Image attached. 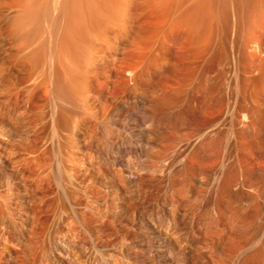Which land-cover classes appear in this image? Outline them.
Returning <instances> with one entry per match:
<instances>
[{
	"label": "rangeland",
	"instance_id": "1",
	"mask_svg": "<svg viewBox=\"0 0 264 264\" xmlns=\"http://www.w3.org/2000/svg\"><path fill=\"white\" fill-rule=\"evenodd\" d=\"M102 1L106 2V0H102ZM102 1H100L101 3H98L99 10L103 9L104 7L106 11L108 9L107 11L108 13L104 10H103L104 12H102V10L100 12L103 14L107 13V17H109L110 14H111L110 17H112L113 15V18H111L110 20L113 19L115 20L110 21L109 19H107L108 23L110 24L111 22L112 25L117 24L118 28L119 27L121 28V32L120 30L118 32L116 25L114 26L113 29H111L108 32V28H111L110 26H108L106 32L105 30L106 27H104L105 25L104 23H106L107 21L105 17L102 18L105 19L104 22L102 23V25L104 24L102 27L105 33L102 32L103 29L101 28L102 29V31L100 32L101 35L105 37V34L107 33L108 35L109 33V36L107 37L112 38L110 39L111 43L113 42L112 40H114V43L110 45V48L107 43L104 44V46H102V50L106 48V45L111 50V47L114 45L113 47L115 49L114 48L113 49L116 52V54L121 50L120 51L121 53H118V55L121 56L122 53L124 52V50L122 49H124L125 46L127 47L128 45L137 44L138 46L136 45V47H142V48H145L144 45H146L147 43L149 44L146 45V47L148 46V48H151L153 45H155L152 47V49L157 47L156 50L157 51L160 50L159 51L160 54L163 55L161 58H158V56L161 55L159 54L157 56L156 54H158L159 52H157L155 49L154 51L145 48L144 51L147 50V52L145 51L147 55H145V59H144V55H142V53H144L143 49L134 48V51L135 50L136 51L139 50V52L143 51L142 53H138L139 59L140 58L142 59V60L140 59L141 61L139 65L141 67L139 66V69L141 70V68L146 66L150 68V69L145 68L148 69L146 71L150 70L152 72L153 70L152 67L155 65L154 61L152 60L151 57H149V59H151V62L153 61V66L150 67L152 63L151 62H150L151 64L147 63L148 62L147 58L148 56H152L154 52H157L155 53L157 59L156 60L154 59L156 58V56L154 55L152 57H154L153 59L155 60L156 63L162 62V64L160 63L156 65L157 66L161 65V67L166 70L171 69L172 76L171 78H165L166 73L164 71H162V73H164L163 75L162 73H159V71L158 72L156 71L154 73L153 72L151 73L152 76H154L151 79L152 77L151 74L149 75L147 73L145 74V78L147 79L149 77L151 81L149 79H148L149 81L148 80L145 81L146 79L143 78L145 79L144 82H148V84L141 85L137 93H135L134 91H130L128 89L126 90L120 84L116 86L114 92H108L106 90L107 86L108 85L111 86L113 82L107 79L108 77V75L106 76L107 72L105 71V69L103 70L102 68L103 72L100 73V75H98V79L100 78V81L102 79L103 84L104 81L106 83L108 82L107 83L108 85L104 84L103 86L104 87L106 86L105 88L102 86V93H101L102 96L95 94L94 98H96L97 95L98 97L99 96L100 97L99 98L97 97L94 100V105H95L94 109L95 110L98 109L97 111L100 110L99 114L101 115V117L104 115L102 117L103 119L97 121L95 125V131L92 136L88 135V137H86V135H84L83 132L78 131L76 137H77V141L79 142L78 146H80V148L77 147V145L73 147L74 145L72 146L70 144H67V146H64L65 148H63L62 151L57 143L58 137H56V135L58 136L61 133L60 132L56 133L59 130L56 128L57 123L54 124V120L55 119L57 120V114H59V111L55 110L54 112V108H55L54 107L55 105L53 103L54 98L48 87L49 86L48 82L50 83L49 77L46 78L44 76V79L41 78L43 77V75H45V73L43 74L41 73V71H39V69L43 70V65L41 66V63L45 64L44 69H47L49 67L53 68L51 66H54L52 65L54 64V61L50 60L48 57L47 63L49 64L50 61L51 63L53 62L50 66L47 65V63H44V61L39 62L38 60L40 59L39 57H37V55H35L36 57L34 56L33 59V55H32V52L34 51L33 49L39 47L38 43L42 44L43 38L45 39L44 36L48 35L47 33L48 27L45 26L49 24L50 20L46 18L47 20L45 19L42 21V19L44 18L40 17L42 21L41 22L42 26L41 23L39 24L40 21L37 22L38 25L36 26L40 25V28L41 27L43 29L44 27L47 28L46 31L47 34L45 35L44 33L45 31L43 32L42 31L43 29L41 28L40 31L44 33V35L41 33L43 35L42 36L39 33L40 31H38L37 29H35V31L37 30V32L33 31L34 30L33 28L36 27H32L31 28L32 31L37 33L36 34L37 37L34 34L35 42L31 43L32 44L31 47L30 45H28L30 48L24 45H23L24 47L21 48L22 43L20 44L21 42L20 38L21 40H23V37L20 36L19 38L18 35L13 36L14 32L11 30V28L9 30L10 23L14 19V16H16L19 12L18 7L17 5H14L13 3L14 0H0V264H165L164 259H165L166 243L164 242V238H163L164 234L168 232L173 235L174 234L176 235V233L174 232L175 227L178 224H180L182 218L184 219L183 215H185L187 212L189 216L194 215L196 220H198L197 222H199L198 225L203 228L205 226L204 223L210 221V219L207 220L204 219L205 217L203 218V216L207 214L206 211L209 212V210H223V211L231 210L232 212L244 211L246 213L245 216L246 218H244L243 221L241 220L242 223L241 221H238L239 223L237 221H233L232 222L233 224L231 223L232 229H236L238 228V225L243 226L244 224L250 226H255L259 224L263 226L264 224V217L263 218L256 217L258 211L263 210L262 212H264V182L261 183L258 182L255 177H253L250 173H248L246 175V181H245L246 191L243 193L242 196L237 195L234 192V190H230L226 188V190H223V192L220 193L218 197L215 199L210 195L212 193L210 188L217 179V174L219 172V169L223 166V161L225 159V156L223 154L222 155L217 154L216 156L217 164H213L211 165V167H208L209 170L208 169L205 170L203 168L202 170L198 169L196 170L198 171V173L195 172L197 173V175L195 174L196 176L186 179L185 177H183L178 166L182 159L181 156H183L185 153L183 151L184 147L182 146L184 145L185 142L184 137L187 135V133L189 135L187 122L182 120L183 122L181 121V124L184 122L186 124L184 123L181 126V124L177 122L176 125L175 124L176 121L175 122L171 121L174 119L169 117H163L164 120L161 118V121L163 123H160L159 125L157 123L158 121H156L155 124L154 123L152 124V122L148 120V118L152 115L153 111L154 112L157 111V113L158 112L160 113L158 119L160 118V115H163V112L166 113V111L163 110L165 107L163 106L165 105L163 104L164 102H162L161 103L162 105H160L161 101L156 102V99H154V96L152 95L151 91L155 82L165 80L169 83H174V82H176L177 84L183 83V81H186V79L190 76V69L192 68L194 69L198 68V70L201 69L202 71L199 82L200 90L198 91V95L195 103L188 101L187 99L184 101L182 106L183 112L189 116L192 122L196 124H200L204 120L205 113L209 112L213 107L220 108L222 106L224 102V93L222 92L220 85L221 84L220 69L221 67H225V66L228 68L229 67L232 68L234 66V62L232 58L229 56L226 57L224 53L226 50L225 39L227 38V35H229V33L232 34L233 32H235V34H238L237 37H235L236 39L235 49H237L240 53V58H241L240 60L242 63L241 65L243 69L246 71L245 76L248 74L246 77L247 79L246 82L248 81L247 84L249 83L248 86L250 85L249 87L251 88V84H250L252 83L251 81H255L260 78L259 81L255 82L256 84L255 87L252 86L251 91H253V89L255 88L254 89V92L256 93L255 96L253 94L254 92L250 91V93L253 94V98L254 97L257 98V101L264 102L263 101L264 88H262V86H264V81L263 82L261 81L262 72L260 71L263 70L264 68V62H261L264 60V58L262 59V56L264 57V52H263L264 32H262L264 30V27L262 26L264 24L262 22L264 20V16H263L264 5L262 4L261 6L260 4L263 1L257 0L258 4H260L259 7L257 3H255L256 2L255 0L253 1L248 0L250 4L254 2L256 5V7H254L255 6V5L253 6L254 3L252 4L253 9H250V12H252L251 10H253V12L251 13V15L258 16L257 12H256L257 15L256 14L253 15V13H255L258 6L260 10L258 12L262 13L261 17L259 16V18H262L263 16V19H261L262 21L258 17H255L257 18L256 20L254 18L255 26L251 25L253 24L252 21L253 17L249 18L250 16H247L248 14L250 15L248 11L250 4L249 6L247 5L248 6L247 9V6L243 7L240 4L241 2L239 3L240 4L239 7H242L243 13H245V16L243 14L245 18L244 19L245 22L246 23L248 22L246 21L247 18H248L247 20L251 19L249 21V24L252 26L253 29L255 27V32L259 31L260 34L259 37H258L259 35L258 32L257 35L254 36L252 34L253 29L251 30L249 28L251 30L250 33V30H248L247 28L250 25H247L246 23L245 24L247 29L244 28L245 25L240 26L243 28V30H241L242 28H240V30H238L239 28H236V30H233V28L231 29L232 25L230 24L234 18L233 14L236 12V4L235 2L231 1L232 3H234L232 5L229 2L230 0H222V1L214 0L215 2L213 0L212 2L211 0L210 1L209 0H204V1L172 0V2H170L171 0L170 1L167 0L169 1L168 3H170L169 5L166 3L167 1L164 2L163 0V5L166 3V6L165 5L164 6L168 11L164 9L165 7L161 8V6L163 5L161 6L158 5V3L161 4L160 0L158 3H156V0L154 1L158 5L160 10L164 9L163 11L158 10L154 1L151 0L150 2L151 3L153 2L152 4L155 6L152 5L148 6L150 3H148L146 6L147 1L145 0L144 1L141 0L145 2V4L143 2L141 3L140 0H136V1L129 0L127 2L128 5H130V7H127L128 6L126 5L127 2L123 1L125 3L123 4L122 0H118L121 2L120 5V3L118 4L117 3L118 1L116 0L115 2L118 4L116 6L114 0L113 1L108 0L109 5L112 4V2H114V5L116 6V8L115 6L114 8L115 9L118 8V10L116 11L112 10L111 6L113 7V5H110L109 7V5H105V3L102 4ZM173 1L174 2L177 1V2L173 3ZM201 1L203 3L200 4L203 6V8L201 7V5H198L199 4L198 2ZM224 1L226 2L221 3ZM9 2L13 4L10 5ZM186 2H188L189 4ZM139 3L144 4V6L147 8L145 10L146 12L150 10L148 11V14L146 13V16L149 15L148 17L143 15L145 14V11L141 13L142 10L145 9V7H143V5ZM236 3L238 4L237 1ZM190 4L191 6H189ZM195 4L197 6H195ZM244 4L246 5V1ZM15 6L17 7V9L15 8ZM100 6H102V8ZM105 6L109 7L111 10ZM169 6L172 8H170ZM199 6L202 9L199 8ZM228 6L230 8H228ZM231 6L232 7L234 6L233 9H235L234 10L235 12H233ZM122 7L123 10H121ZM193 7H196V9L197 8L198 9L196 10ZM262 7L263 10L261 11L260 8ZM124 8H126L127 10ZM192 9L193 11L196 12L199 11V13L198 12L194 13ZM109 10L113 11L114 13H110ZM54 11L53 13H55V15L57 16L58 14H56V11L55 12ZM121 11L123 12L126 11V12L125 14L124 13L122 14ZM127 11H128V15H127ZM164 11L167 13V16L166 13L164 14ZM218 11L220 12V14ZM149 12L152 16L149 14ZM174 12L177 15H175ZM189 12L192 13L190 14ZM58 13H60V9ZM62 13L63 12H61V14L58 15L59 17L57 16L58 18L55 16L56 17L55 20L57 19L63 20L64 18L66 20L68 18L67 16L68 14H65L64 12L63 14L66 15L64 17ZM86 13L87 16L89 15L88 16L89 18L91 16L90 12L88 13L87 11ZM115 13L117 14V16ZM187 13L190 14L191 18L190 17H188L189 19L186 18L187 16H189ZM227 13L229 14L227 15ZM141 14L143 17L144 16L146 17V18L144 17L146 20L143 19ZM202 14H204L205 16ZM210 14H212V16ZM162 15L163 16L165 15L164 19ZM178 15L180 16L178 17ZM229 15L231 16L232 20L230 19ZM125 16L127 21L124 20ZM136 16H138L139 21ZM193 16L197 18L199 17L200 22L201 20L203 21L206 20L204 22L206 28L204 27L202 31L198 30L199 32L202 33V35L201 33L200 35L198 34L199 36H201V39L199 36L198 37L195 36L197 35L195 34L194 35L195 37L193 38L194 40H192L191 39L193 37L191 35L192 32L190 33V28L192 26H189L190 28L189 27L187 28L185 23H187L188 21L187 20H185V22L183 21L184 19H188L190 21L192 20V18L194 19ZM210 16L211 18H209ZM214 16L216 17L214 18ZM115 17H118L117 19L118 21L116 20ZM121 17H122V21H120ZM130 17H132L133 21L131 20ZM175 17L178 18V20L182 19L180 21L184 23H180V21H177V23H180L179 25L180 27L182 24L183 29H181L179 26H176L177 24L176 23L174 24L176 27H174V25L171 26L175 28V29L173 28L174 30L179 32L175 31V33H171V31H174L172 27L170 26L168 27L172 29L169 31L166 28V26L170 25L171 20L176 22L177 19H175ZM217 17H219L220 19ZM90 18L89 19L86 18V19L90 20ZM141 19L146 21V23H144L143 20L141 21ZM165 19L166 20L168 19L167 22L164 21ZM158 20L160 21L159 24H157ZM218 20L221 21L218 22ZM226 20H227V24H224L223 22H225ZM44 21H46V25L44 23L45 26H43ZM61 21L59 22L57 21V22L60 28H62L61 29L62 31L59 30V32L61 31L63 35L61 33H57L58 29H60V28L57 29V27H59L58 25L57 27L55 26L56 27L55 34L56 36L60 35L62 37H65L66 33L63 32L64 27L67 26L65 30L69 29L68 23L70 20L62 21L66 23L65 25ZM123 21L124 23L125 22L126 23L123 24ZM131 21L133 24H131ZM161 21L162 23L165 22V24L163 23V25H166L164 26L163 30H161L163 28ZM192 21L195 22L196 26L200 25L199 26L200 28L203 27L202 26L203 21L201 23H198V21L196 22V19ZM257 21H258L257 24H259L260 29L263 28V30L261 31L258 30L259 27L256 26ZM113 22H115V24ZM120 22L122 26L119 25ZM91 23L93 22L91 21ZM207 23L212 25H209ZM61 24L64 25V27ZM156 24L158 25V27L159 25H161L160 26L161 29L160 28L158 29ZM190 24L195 26L193 23H191V21ZM88 25H91L92 28L94 27V24H90V21ZM126 25L128 26L127 28L128 35L132 34L133 30L137 32V33L136 32L133 33L135 35L134 37L132 36L133 34L130 36L125 34L126 33L125 28L127 27ZM129 25L130 26L135 25V26L134 27L131 26L130 28ZM207 25H209L210 27ZM225 26L229 30H227ZM145 27L146 30H144ZM199 27L197 29H199ZM141 28H143V30ZM123 29L124 32L122 31ZM149 29L151 31L147 33V30ZM179 29H181L182 31H180ZM112 30H114L113 31L114 34H112ZM158 30L159 32L160 30L161 32H163L157 36L159 39L155 37V34L159 33ZM165 30L167 34L168 32L170 33L169 35L166 36L167 40L166 38H163V40H161L160 36L165 37L166 34ZM194 30L196 31L195 27L192 31ZM10 31H12V33ZM238 31L240 32L238 33ZM115 32L120 33L118 37H117L118 34H116ZM122 33L124 35H122ZM29 34L31 35V33ZM141 34L148 35V37H150L151 40H153L154 38L158 39L156 43L162 41V44H160L161 42L159 43L161 47H159L158 44H157L158 46L155 44L156 40H153L154 43L153 44L150 41V39L147 38L146 35L139 36ZM112 35H115L114 38ZM120 35L127 36L129 39L132 36L131 38L132 44H128L129 41L128 42L125 41L126 37H124V40H122L125 42L120 43L121 41ZM56 36H53V39ZM190 36H192L190 38L191 40L189 39ZM204 36L205 38H203ZM48 37L51 38L52 36H48ZM48 37L46 38L47 42L46 40H44L47 44H49L47 45V48L48 46L50 47L52 46L53 47L52 49H55V47L53 46L54 44H52L54 43V41L51 42V40L53 39L50 40V38ZM143 37L147 38L150 43L148 42V40L145 41L146 39L144 40ZM254 37H256V39ZM37 38L40 39L37 40ZM58 38L59 37H57V39ZM142 38L143 40L141 41L140 39ZM195 38H198L196 39L197 42L195 41ZM136 39L140 42H138ZM164 39L165 41L168 42V44H166ZM36 40L39 42H36ZM49 40L51 43H48ZM60 40L61 37L57 40L59 42H55V44L60 46L61 44ZM103 40L104 39L101 40L102 41L101 43L103 42L105 43V40L104 41ZM133 40H135L136 42H133ZM258 40L260 46L257 45L259 43L256 44V41L258 42ZM62 41L63 40H61V42ZM143 41L146 43H144ZM163 41L165 42V44H163L164 43ZM190 41H192L193 43L196 42L195 43V45L197 44L196 47ZM206 41H208V43ZM250 41L253 43H251ZM141 42H143L144 45L141 44V46H139ZM125 43H127L128 45ZM115 44H117L119 48L122 46V48L118 50ZM163 45H166L167 47L169 46L168 48L170 49L168 50L167 47L163 48L165 47ZM193 46L195 47V49L197 48L196 51L194 50ZM256 47L260 48L261 50L256 49ZM109 49L106 48V51L104 52L100 51V53L102 52L100 55L101 56L103 55L101 57L102 61H100L101 63L100 62L96 63L98 61L94 62L96 66H99L100 64L101 67L105 68L107 65H111L112 62L108 63V61L110 60L112 61V59L109 60L108 58H111L110 56L111 53L115 54V52L112 49L111 53L109 54L110 52V51L108 52ZM164 49H166L167 51ZM164 51H166L167 54L170 55L165 54ZM106 53H108L107 54L109 55L108 57L104 56L106 55ZM113 54L112 56H114ZM140 54L141 56H143V58L140 56ZM192 54L194 55L193 56L194 58L192 57ZM250 55H252V58L256 56L255 57L256 59L253 58V60L256 61H253ZM163 57L167 58V61H171V62H167L166 59H164ZM29 58L37 62H32ZM36 58L38 59L36 60ZM103 59L105 60L107 59L106 60L107 62L105 61L103 62ZM158 59L160 60L162 59V60L160 61ZM143 60L145 64L147 63V65L144 64L142 67V64L144 62L143 63L141 62ZM38 62L40 63V65ZM163 62L165 63L166 66L165 65L162 66L164 64ZM254 62H256L254 64L255 65L254 68L257 67L256 69H254L255 72L253 71V67H252ZM37 63L39 66L36 65ZM102 63H105L104 64L105 66L102 65ZM148 64L150 66H148ZM34 65H36V67L39 69L37 70L36 68L35 70ZM50 68L48 69L47 72L51 70ZM55 68L56 66L54 67V69ZM145 69L143 71H145ZM257 70L260 71L259 75ZM36 71L40 72L41 76L40 73L38 74ZM147 75L148 77H146ZM42 79L45 81V83L42 82ZM248 91L249 90L247 89V94L249 93ZM250 93L248 94L247 97L252 96ZM144 97H147V100L143 99ZM256 98L254 99L256 100ZM76 99L73 100H75V102L77 103L79 98L77 100ZM138 99L142 100V102H139ZM250 99L251 101L254 100L252 99V97H250L248 98V101ZM78 104H80L79 101L77 105ZM124 105H126V108L123 111L122 107H124ZM103 110L105 111V113ZM52 112L56 113V116H54L55 114ZM107 112L110 116L107 114ZM135 116L146 118L147 120L146 123L148 122L147 132L151 131L145 135L140 134L136 142L139 145H141V147L147 149L149 153H155V152L160 153L161 151L162 153L166 152L168 154L167 156L168 158L166 157L161 161L154 160V162H157L160 165L168 166V169H165V171H163L164 167L158 168L157 171L156 170L154 171L153 169L146 170L137 167L136 165L144 160V157L141 155L140 152L127 155V159H130L132 163L136 164L133 167H130L129 169L128 167H125L123 164H119L115 162L114 156L117 154V152L115 149L112 148V146L107 145V140H109V137L111 139H115L119 136L120 138L123 137L125 138L124 135L127 134L132 135V137L136 139L133 136V134L135 133V129L139 130V127L137 126L132 131L131 130L125 131L121 124L130 117H135ZM163 116H165V114ZM58 118L60 117L58 116ZM113 118L117 119V123L111 124ZM56 120L55 122L58 121ZM155 120H157V118ZM150 122L151 124H149ZM165 122L167 123V125L165 124ZM169 122L171 124L172 122H174L176 126L173 127L172 125L171 127V125H169L171 127L170 128L168 126ZM109 126H111L112 128H110L111 131L108 134L104 129ZM54 128H56V131H54L55 130ZM173 132L174 134H172ZM251 132H252V136L250 139L251 142L249 141V144L246 147V151H247L246 153L250 155V161L248 164V169L250 170V172L253 170V168L259 167V161L256 158V156H252L250 154L251 153L250 146L251 144H253L254 146H259V148L261 146L263 150L264 119L260 120V122L257 123V125H255V128L251 129ZM137 134L138 133H136V135ZM188 135L186 136V138L188 137ZM125 144H128V142H125ZM73 155L75 157L74 161L72 160L74 158ZM227 159H228V155H227ZM227 159H225V163H229ZM228 160H230V156ZM129 175L135 177L136 182H134L133 184H129L128 183ZM188 183H192V185ZM256 189H258V191ZM207 202H209L210 205L207 206ZM186 219L187 220H184L185 223L190 224L188 223L189 217L188 218L186 217ZM209 229L212 230V228ZM189 247L194 249L195 246L192 245ZM255 250H256L255 248H252L251 253L249 252L251 257L248 254L247 256H249L250 258L246 257V259H248L246 261H250L251 258L253 259L260 257L259 251L257 252V250L256 251ZM244 263L248 264V262H244Z\"/></svg>",
	"mask_w": 264,
	"mask_h": 264
},
{
	"label": "bare ground",
	"instance_id": "2",
	"mask_svg": "<svg viewBox=\"0 0 264 264\" xmlns=\"http://www.w3.org/2000/svg\"><path fill=\"white\" fill-rule=\"evenodd\" d=\"M98 1L99 0H14V2H13L14 5H17L19 12H18V14L16 16H14V19L10 23L11 27L9 26V30L11 28V30L14 32L13 36L18 35L19 38H20V36L23 37V40H21V38H20V41H21L20 44L22 43L21 44L22 47L20 46L21 48H23L24 46L27 47L28 45H30V47H31V45H32L31 43L35 42L34 36L37 34L35 32H37V30L40 31L41 28H42V27L40 28V25L36 26V25H38V23H37L38 21H40L39 22V24H40L46 18L48 20H50L49 24L47 23L48 25H46V21L43 22V26L46 25L45 27H48V31H47V28H45V27H44V29L42 28L43 29L42 31L43 32L45 31L44 32L45 35L47 33H48V35L44 36L45 39L42 37L43 38V43L42 44L38 43L39 47H37L36 49L35 48L33 49L34 51L32 52V55H33V59H34V56L37 55V57H39V59H40V60H38L39 62L44 61V63H47L48 57H49L50 60L54 61V64H52L53 62L51 63L50 60H48V61H50L49 64L47 63V65H50V66H51V64L54 65V66H51L53 68L49 67L51 69L50 70L51 72L50 71L47 72L48 69H49V68H47V65H46L47 69H44L45 68V66H44L45 64L41 63V66L43 65V70H41V69L36 67V65H38L39 62L36 65H34V66H35V70L37 68V70L39 69V71H41V73H43V74L45 73V75H43V77H41V78L44 79V76H45L46 78L49 77V80H50V83L48 82V85H49L48 87H49L50 92L52 93V96L54 98L53 99L54 100L53 103L55 105V106L53 105L55 107L54 108V112H55V110L59 111V114H57V120L58 121L55 119L57 122H55V120H54V124L57 123V127L56 128L59 130L56 133H58V132L61 133L58 136L56 135V137H58V142L57 143H58V145H59V147L61 148L62 151H63V148H65L64 146H67V144H70L72 146L74 145L73 147H75L77 145V147L80 148V146H78L79 142L77 141V137H76L78 131L83 132L84 135H86V137H88V135L92 136L94 131H95V125H96L97 121L103 119L102 117L104 115L101 117V115L99 114L100 110L97 111L98 109L97 110L94 109V107H95L94 100L98 97V95H101L102 86L104 84L108 83V82L106 83L103 80L104 81V84H103L102 79H101V81H100V78L98 79V75H100V73L103 72L102 68H103V70L105 69V71L107 72V74H106V76L108 75L107 79H109L111 82H113L111 86H109L107 84L108 86H107L106 90L108 92H114L115 89H116V86H118V84H120L126 90L128 89L130 91H134L135 93H137L139 91V88L141 87V85L148 84V82H144V80L146 79L145 78V74H147V73L150 75L152 72L154 73L156 71L157 72L159 71V73H162V71H164L166 73V77L165 78H171V76H172L171 69L166 70V69H163L161 67V65H158V66L156 65V64H160V63L162 64V62H160V63H156L155 62V60L157 59V56L160 54V52H159L160 50L157 51L156 50L157 47L152 49V47L155 46V45H153L151 48H148V46L146 47V45H149V44L147 43L146 45H144L143 44L144 41L141 42L139 46H141V44H142V45H144V47L146 49L147 48L150 49V50H154L155 49L159 53L156 54L157 55L156 56L155 53H157V52H154L155 51L154 50L153 51L154 52L153 55L156 56V58L152 57L153 55L152 56H148V58H147L148 59L147 63L151 62V59H149V57H151L152 60L154 61V64L156 65V66L155 65L153 66V61L151 62L152 63L151 66L148 64V66H150V67L153 66L152 67L153 70L151 68L152 72L150 70L146 71V70H148L150 68H148L146 66L143 67V65L145 64L144 60L141 62V63L144 62L142 64V67L144 69L145 68H148V69H145V71H143L144 70L143 68H141V70L139 69V66H140L139 64H140V61L142 59L141 58H140L141 60L139 59V54L138 53H142L145 48L136 47L137 44L136 45L133 44L134 47H133V45H128V44H132L131 38H132V36L133 37L135 36L133 34L134 32H136L135 30L132 31L133 35L130 34V35H132L130 39L127 36H121L120 35L121 36V41L119 40L120 43L121 42L123 43L125 41L126 42L129 41L128 44L125 43L128 46L127 47L125 46V48L122 49V50H124V52L122 53V55L124 54L123 56L122 55L121 56L118 55V53H121L120 52L121 50L116 54V52L114 51L115 48L113 47L114 45L111 47V50L114 48L113 51L115 52V54L111 53V50L109 48H110V45H112L114 43V40H112L113 42L111 43L110 39H112V38L107 37V36H109V33H108V35L106 33L105 37H103L100 32L102 31V29H103L102 26L104 24H105L104 27H106L105 28L106 32H107L108 26L111 27V28H108V32H109L117 24L116 25H112L111 22H110V24L108 23L107 19L110 20L111 18H113V15H112V17H110L111 14L110 15L108 14L109 17H107L108 9L106 11V9L104 7H103V9L99 10L98 3H101L100 1H102V0H100L99 2ZM115 1L116 0H114V2ZM123 1L127 2L129 0H126V1L122 0V2ZM134 1H136V0H134ZM143 1H141V3ZM145 1H147L146 6H147L148 3H150L148 6H150V5L155 6V5L152 4L153 2L152 3L150 2V0L149 1L145 0ZM151 1H154V0H151ZM166 1L167 0H164V2H166ZM169 1L166 2L168 5L170 4V3H168ZM174 1H173V3L177 2V1L176 2H174ZM202 1H204V0H202ZM202 1L198 2L199 3L198 5H201L200 3H203ZM231 1L235 2V4H236V12L234 11L235 9H233L234 6L233 7L231 6L232 7L231 9L233 10V12H235L233 14L234 15L233 20L231 19L232 15L231 14H230L231 16L229 15L230 19L232 20L231 24H230V25H232L231 29L233 28V30H236V28H239L238 30H240V28H242L240 26H242V25H245L244 28H246V24L250 25L249 21L251 19L247 20L248 18L246 17L247 18L246 21H248V22L247 23L245 22V20H244L245 19L244 18L245 13H243V8L239 7V6H240V4L243 7H245L247 5L249 6V4H250L249 1L250 0L249 1L248 0H235V1L234 0H230L229 2L233 5L234 3H232ZM236 1L238 2V4L240 2L241 3L238 5L236 3ZM245 1H246V5L244 4ZM247 1H248V4H247ZM255 1H256L255 3H257V5L259 7H260V4H261V6H262V4L264 5V3H263L264 0H262L263 2L261 1L262 3L259 2L260 4H258L259 0L258 1L255 0ZM106 2L102 1V4L105 3V5H109L108 4V0H106ZM114 2H112V4H110V5H113V7L111 6V8H112L113 11H116V10H118V8L115 9L116 6L119 3L121 5V2L118 1L117 2L118 4L115 2L116 6L114 5ZM124 2H123V4H125ZM158 2H159V0H156V3H158ZM170 2H172V0ZM211 2H212V0H211ZM225 2L226 1L221 2V3H225ZM132 3H135V2H132ZM141 3H139V4H141ZM143 3L145 4V2H143ZM154 3H155V1H154ZM160 3L161 4L158 3L159 6L163 5V0H160ZM166 3L164 4L165 6H166ZM186 3H188V2H186ZM255 3L253 4V6L255 5ZM12 4L10 3V5H12ZM102 4H99V5H102ZM144 4H141V5H143V7H145ZM204 4H205V2H204ZM252 4H250L249 9H248V6H247V9H248V11L250 13V15L247 13L248 14L247 16H250L249 18L253 17V19H252L253 24H251L253 26L254 25V21L257 19L255 17H258V18H259V16L261 17L262 13L258 12L260 10H259V7L257 6L258 10L256 8H254V9H256V11H255V13H253V15L254 14L257 15V13H258V16H255V15L252 16L251 13L253 12V10H251L252 12H250V9H253ZM110 5H109V7H110ZM126 5H128V2H127ZM158 5L156 4L158 10H160ZM164 5L161 6V8L165 7ZM114 6H115V8H114ZM152 6H151V8H152ZM189 6H191V4ZM195 6H197V5L195 4ZM208 6H209V4H208ZM10 7H13V6H10ZM17 7L15 6L16 9H17ZM57 7H58V10H57ZM100 7L102 8V6H100ZM105 7H107V6H105ZM109 7H107V8H109ZM123 7H122L121 10H123ZM127 7H130V5H128ZM143 7H142V9H143ZM201 7L203 8L202 5H201ZM201 7L199 6V8H201ZM218 7H219V5H218ZM254 7H256V5ZM263 7L260 8L261 11L263 10ZM55 8H56L57 11L55 10ZM126 8H124V9H126ZM170 8H172V7H170ZM193 8L196 9V7H193ZM228 8H230V7L228 6ZM59 9H60V13H58ZM146 9L147 8L145 7V9L142 10L141 13H143V11H145ZM164 9H166V7ZM209 9H210V7H209ZM54 10L56 11V14H58V15L61 14V12H63V13L65 12V14H68L67 15L68 18L66 20H65V18L62 20V19H60L61 18L60 17L59 18L60 20H58V19L55 20L58 15L56 16L55 13H53ZM101 10H102V12H104V11L107 12L106 14L104 13L106 16L103 13L100 12ZM110 10H109L110 13H114L113 11H110ZM87 11H88V13L90 12V15H91L90 16L91 18L89 17L90 20H87V19H89L88 18L89 15L88 16L86 15ZM128 11H127V15H128ZM148 11H150V10H148ZM148 11L147 12L145 11V14H143V15L146 16V13L148 14ZM169 11H171V10H169ZM192 11H193V9H192ZM125 12L121 11L122 14L123 13L125 14ZM153 12H155V11H153ZM193 12L194 13H197V12L199 13V11H197V12L193 11ZM137 13H138V11H137ZM165 13L166 12L164 11V14ZM189 13H187L189 16H187V17L185 16L186 18H188V17L191 18L190 14L192 12L190 14ZM194 13H193V15H194ZM209 13H208V15H209ZM101 14L103 15V17H102ZM115 14H114V16H115ZM149 14H150V12H149ZM219 14H220V12H219ZM228 14L229 13H227V15ZM243 14H244V16H243ZM132 15H134V14H132ZM175 15H177V14L175 13ZM202 15H204V14H202ZM210 15L212 16V14H210ZM53 16L54 17L56 16V17L54 18ZM63 16L65 17L66 15L63 14ZM116 16H117V14H116ZM118 16H120V15H118ZM139 16H140V13H139ZM141 16H142V14H141ZM148 16L149 15H147L146 17H148ZM164 16H163V19H164ZM166 16H167V13H166ZM179 16L180 15H178V17ZM211 16L209 18H211ZM229 16H228V18H229ZM263 16H262V18H259V19L260 20L263 19ZM40 17H43L44 19H42V21H41ZM104 17H105V19L107 21L106 22L107 24L104 23L102 25V23L105 20V19H102ZM132 17H130V18L133 21ZM136 17H137V19L139 21L138 16H136ZM144 17H143V19L146 18V17L145 18ZM215 17L216 16H214V18ZM115 18H116V20L118 19V17H115ZM217 18H219V17H217ZM254 18H255V20H254ZM143 19H141V21ZM175 19H177L176 22L171 20L170 25H168V26L163 25V23L165 24V22L162 23V21H163L162 20L161 21V23L163 25L162 29L160 27L161 25H159V27L157 25V24L160 23L159 20H158L159 22L157 21L156 25H157L158 29L160 28L161 30H163L164 26H166V28L170 31L174 27L179 26L180 23H184L185 20H187L188 22L186 21L187 23H185L187 28L189 26H192L191 28L189 27L190 28V33L192 32L191 35L193 36V37L190 36L189 39L192 37L191 38L192 40H194L193 38L195 36L198 37L200 35L201 32H199L198 30L202 31V29L206 26V25H204V22L206 20H204V21L201 20V22L203 21L202 22V24H203L202 26L203 27L200 28L199 27L200 25H197L199 27V29H197L198 27L196 26L195 22H193L192 20L196 19V22L198 21V23H201L200 20H199V17L198 18L194 17V19L192 18V20H190L191 23H193L195 26L190 24V21L188 20L189 18L188 19H184L183 20L184 22L180 21L182 19L178 20V18H176V17H175ZM61 20L62 21H68V20L71 21V22L69 21V23H68L69 24V29L68 30H65L67 26L64 27V25L66 23L62 22ZM113 20H115V19H113ZM113 20H110V21H113ZM124 20H126V16H125ZM167 20L165 19L164 21L167 22ZM57 21L58 22L61 21L64 24V25H62V24L61 25L64 27V31L63 32L66 33V35L64 34L65 37H62L60 35L56 36L55 28L58 25ZM89 21H90V24H94L93 28H92L91 25H88ZM91 21L93 23H91ZM120 21H122V17H121ZM132 21H131V24H133ZM169 21H170V19H169ZM177 21H180V23H177ZM220 21L221 20H218V22H220ZM207 22H210V21H207ZM215 22H217V21H215ZM225 22H223V23L227 24V20ZM262 22L264 23V20ZM44 23H45V25H44ZM113 23L115 24V22H113ZM125 23L123 21V24H125ZM144 23H146V21H144ZM250 23H252V22H250ZM257 23H258V21L256 22V26L259 27V24H257ZM148 24H149V22H148ZM148 24H146V25H148ZM174 24H176V26ZM185 24H184V26H185ZM188 24H190V25H188ZM207 24H209V23H207ZM119 25L122 26L121 22L119 23ZM171 25L172 26L174 25V27H172ZM209 25H212V24H209ZM209 25H207V26H209ZM41 26H42V23H41ZM131 26L134 27L135 25L134 26L131 25ZM131 26L129 25L130 28H131ZM169 26L172 27V29L168 28ZM182 26L183 25L181 24V27L180 26L179 27L181 29H183ZM227 26H229V25H227ZM250 26L247 27L248 30H250V29L252 30L253 29L252 26L251 27ZM262 26L264 27V24ZM32 27H36V28H33L34 29L33 31H35V29H37V30L35 32H33L32 29H31ZM194 27H195L196 31H198L199 33L196 32L195 30L192 31L194 29ZM258 27H257V29H258ZM58 28H60V26L57 27V29ZM119 28H118V25H117L118 32H119V30L121 32V28L120 29ZM127 28H128V26L125 28L126 29V31H125L126 35H128ZM143 28H141V29L143 30ZM61 29L62 28L58 29L57 33H61V31H62ZM137 29H138V27H137ZM181 29H179V30L182 31ZM30 30H31V32H30ZM59 30H61V31L59 32ZM144 30H146V27H145ZM161 30H160V32L158 30V32H159L158 34L154 33L155 37L160 35V33H163V32H161ZM166 30H165V33H166ZM227 30H229V29L227 28ZM241 30H243V28ZM251 30H250V33H251ZM258 30L261 31V30H263V28L260 29V27H259ZM12 31H10V32L12 33ZM42 31L39 32L40 35H42V34L44 35V33H42ZM46 31H47V33H46ZM113 31L114 30H112V34H114ZM122 31L124 32V29ZM149 31H151V30L150 29L147 30V33ZM175 31L176 30L171 31V33H175ZM32 32H33V35H32ZM102 32H104V29H103ZM176 32H179V31H176ZM185 32H183V33H185ZM239 32L240 31H238V33ZM257 32L259 34V31H257ZM257 32H255V27H254V29L252 31V34L254 36H256ZM262 32H264V30ZM29 33H31V35L33 37ZM142 33H144V32H142ZM169 33L170 32H168V34L166 33L165 37L164 36H160V39L163 40V38H166V36L169 35ZM116 34H118L117 35V37H118L120 33H116ZM195 34H197V35H195ZM242 34H243V32H242ZM115 35H112L113 38H114ZM122 35H124V34L122 33ZM130 35H128V36H130ZM142 35L145 36L146 34H141L139 36H142ZM152 35H151V37H152ZM161 35H164V34H161ZM201 35H202V33H201ZM237 35L238 34H235V32H233L232 34L229 33V35H227V38L225 39L226 50H225V52L224 51L223 52L225 53L226 57L229 56V57L232 58V60L234 62V66L232 68L231 67L228 68V67H226L224 65L225 67H221V69H220V73H221V75H220L221 76V78H220V83L221 84L220 85H221V90L224 93V102H223V104H222V106L220 108H214L213 107L209 112L205 113V117H204V120H203L202 123L196 124V123L192 122L191 119L189 118V116L186 113H184L183 110H182L183 103H184V101L186 99L188 101L193 102V103L196 102L198 91L200 90L199 89V82H200V77H201V72H202L201 69H199L200 71L198 70V68L197 69L196 68L195 69L194 68L190 69V76L186 79V81H183V83H179V84H177L176 82L169 83V82H167L165 80L164 81H157L153 85L152 91H151L152 95L154 96V99H156V102L157 101H159V102L161 101L160 105H162L161 103L164 102L163 104H165V105H163V106H165V107H164L163 110L166 111V113L163 112V115L165 114V116L160 115L159 119H158V116H159L160 113L159 112L157 113V111H155V112L153 111L152 115L148 118V120H150L152 122V124L153 123L155 124L156 121H158L157 123L160 125V123H163L161 121V118L163 119V117H169V118L174 119V120H171V121H174V122L176 121V123H175L176 125H177V122L181 124L182 120L187 122V124H188L189 135L186 132L188 137L186 138L187 135L184 137L185 138V142H184V145H182L184 147L183 151L185 153H184L183 156H181L182 159H181L180 164L178 166L180 172L183 175V177H185L186 179H188L190 177L192 178V177L197 175L198 171H196V170H198V169L202 170V168L207 170L208 167H211V165L217 164V159H216L217 158L216 157L217 154L218 155H222L223 154L225 156V159H227V155H228V159H229V156H230V160L227 159V161H229V163H225V159H224L223 166L219 169V172L217 174V179H216V181L213 183V185L210 188L211 192H212L210 195L212 197H214L215 199L218 197V195L220 193L223 192V190H226V188L230 189V190H234V192L237 195L242 196L243 193L246 191V182L245 181H246V175L248 173H250L253 177H255L258 182H260V183L264 182V148L262 150L261 146L259 148V146H254L253 144H251V146H250L251 147V153L250 154L252 156H256V158L259 161V167L253 168V170L251 172L248 169V164H249V161H250V155L248 153H246L247 152L246 151V147L249 144V141L251 142V140H250L251 136H252L251 129H254L255 125H257V123H259L260 120L264 119V102L257 101L256 97H254V98H256V100L253 98V94H254V96L256 94L254 92L255 88L253 89V91H251L252 90V86L255 87V85H256L255 82L259 81L260 78L258 80H255V81H251L252 82V83H250L251 84V88L249 87L250 85L248 86L249 83L247 84L248 81L246 82V80H247L246 77H247L248 74L245 76L246 71L243 69V67L241 65L242 63H241V60H240L241 59L240 58V53H239V51L237 49H235L236 48L235 47V42H236L235 41L236 40L235 37H237ZM18 36H17V39H18ZM48 36H52V37L50 38ZM53 36H56V37H54V39H53ZM146 36H147V38L150 39V37H148V35H146ZM248 36H249V34H248ZM259 36H260V34L258 35V37ZM36 37H37V35H36ZM38 37H41V36H38ZM47 37L50 38V40L53 39V40H51V42L54 41V43H52V44H54L53 46L55 47V49H52L53 48L52 46L51 47L48 46V48H47V45H49V44L46 43L47 42V39H46ZM57 37H59V38L61 37V40H63L62 42L60 40V43H61L60 46L55 44V42H59V41H57L59 39V38L57 39ZM124 37H126V40L122 41V40H124ZM199 37L201 39V36H199ZM212 37H213V34H212ZM55 38H56V40H55ZM143 38L140 39V40L142 41ZM147 38H144V40L146 39L145 41H147L148 40ZM203 38H205V36ZM254 38L256 39V37H254ZM39 39L37 38V40H39ZM100 39L101 40L104 39L105 43L104 42L101 43L102 41ZM158 39H155V38L153 39V40H156L155 44L159 45L160 42H161L160 44H162V41H159L158 43H156ZM196 39H198V38H195V41L197 42ZM37 40H36V42H39ZM44 40H46V42ZM50 40H49L48 43H51ZM153 40L150 39V41L152 43H153ZM166 40H167V38H166ZM259 40H258V42L256 41V44L259 43ZM40 41H42V40H40ZM119 41H118V43H119ZM130 41H131V43H130ZM164 41H165V39H164ZM199 41H198V43H199ZM133 42H136V41L133 40ZM138 42H140V41H138ZM148 42H149V40H148ZM165 42H166V44H168L167 41H165ZM165 42L163 44H165ZM190 42H192V41H190ZM206 42L208 43V41H206ZM261 42H262V39H261ZM107 43H108L109 48H108L107 45H106V48L109 49L108 50V52L110 51L109 54L111 53V55H110L111 58H108V59L109 60L112 59V61L110 60V61H108V63H110V62H112V63H111V65H107L105 68L101 67L100 64H99V66H96L94 64V62L98 61L96 63H99L100 61H102L101 57L103 55L102 56L100 55L102 53V52L100 53V51H103V52L106 51V48L104 50H102V46H104V44H107ZM144 43H146V42H144ZM195 43L192 42V44L196 47L197 44L195 45ZM251 43H253V42H251ZM52 44H50V45H52ZM202 44H205V43H202ZM115 45L117 46L118 50L120 48H122L121 45H120L121 46L120 48H119V46L117 44H115ZM257 45L260 46V43L257 44ZM56 46H57V48H56ZM163 46H165V47H163ZM163 46H162L163 48L167 47L166 45H163ZM194 46H193V48L196 51L197 48L195 49ZM159 47H161V45H159ZM168 47H167V49L169 50L170 48H168ZM134 48L135 49L136 48L137 49H143V51L139 52V50L138 51L135 50L136 51L135 52ZM256 49H260V48L256 47ZM164 50H166V49H164ZM145 51L147 52V50H145ZM145 51H144V53H142V55H144V59H145V55H147V53H145ZM166 51H164L165 54H167ZM96 52H99V53H96ZM94 53H96L97 55L94 54ZM152 53H150V54H152ZM170 53H171V51H170ZM107 54L108 53H106V55H104V56L108 57L109 55H107ZM112 54L114 56H112ZM167 55H170V54H167ZM196 55H197V53H196ZM28 56H30V55H28ZM140 56H141V54H140ZM162 56L163 55L158 56V58H161ZM193 56L194 55L192 54V57ZM250 56L252 58V55H250ZM141 57L143 58V56H141ZM164 57H165V55H164ZM255 57H253V58H255ZM253 58H252V60H253ZM263 58L264 57L262 56V59ZM33 59H30V60L32 62H37V61H34ZM37 59L38 58H36V60ZM164 59H166V61H167V58H164ZM106 60L103 59V62L104 61L107 62ZM158 60H160V59H158ZM195 60H194V62H195ZM237 60H239V61H237ZM163 61H165V60H163ZM253 61H256V60H253ZM167 62H171V61H167ZM261 62H264V60L261 61ZM147 63L145 65H147ZM255 63L256 62H254L253 66H252L253 67V71H254V69L257 68V67L254 68V66H255L254 64ZM104 64L105 63H102V65H104ZM39 65H40V63H39ZM164 65H165V63L162 66H164ZM55 66H56V68L54 69ZM52 69H54V70H52ZM260 69H262V68H260ZM259 70H257V72H258V75H259L260 71L262 72L261 81L263 82L264 81V72H263L264 68H263V70H260V71ZM36 72L38 74L40 73L38 71H36ZM257 72H256V74H257ZM41 73H40V76H41ZM163 74L164 73H162V75ZM156 75H158V74H156ZM142 76H144V77H142ZM151 76H152V74H151ZM38 77H39V75H38ZM104 77H105V75H104ZM146 77H148V75ZM153 77L154 76H152L151 79ZM143 78H145V79H143ZM43 79H42V82L45 83V81ZM148 79L150 80V78L148 77L145 81H147ZM261 85H263V84H261ZM262 88H264V86H262ZM49 89H48V91H49ZM247 89L249 90L248 91L249 93H250V91L254 92L253 94L250 93L252 96L249 95L254 100L251 101V99H250L248 101V98H250V97H247L248 94H249V93L247 94ZM95 94H98L96 96V98H94ZM76 98L77 99L79 98L78 101H79L80 104H82V103H85V104H82V105L78 104L79 105L78 106L77 105L78 101L76 103L75 100H73V99H76ZM80 99H81V101H84V102H81ZM143 99L147 100V97H144ZM98 100H100V99H98ZM139 102H142V100H139ZM83 105H85V106H83ZM104 107H105V104H104ZM125 108H126V105H124V107H122V110L124 111ZM52 111H53V109H52ZM54 112H52V113H54ZM127 112H129V111H127ZM56 113H57V111H56ZM56 113H54L55 114L54 116H56ZM104 113H105V111H104ZM107 114H108V112H107ZM58 116L60 118H58ZM156 118H157V120H155ZM154 120H155V122H154ZM146 121L147 120L144 117H140V116L130 117L129 119H127L125 122H123L121 124H122V126H123L125 131L126 130H131L132 131L133 129H135L138 126L139 130L135 129V133L133 134V136L136 139H134L132 137V135H129V134L124 135L125 136V138L123 137L124 139L120 138V136L115 138V139H111L109 137V140H107V145L112 146V148L115 149L116 152H117V154L114 156L115 162L119 163V164H123L125 167H128V169L130 167H133L136 164L132 163V161L130 159H127V155L128 154H132V153L140 152L141 155L144 157V160L141 163L137 164L136 165L137 167H140L141 169H146V170L153 169L154 171L155 170L157 171L158 168H160V167H164L163 171H165V169H168V166L160 165L157 162H154V160L161 161V160L165 159L168 156V154L166 152L162 153V151L160 153H158V152L157 153L156 152L155 153H149L147 149L141 147V145H139L136 142L137 139L139 138L140 134L141 135L142 134L145 135L148 132H151V131L147 132V130H148L147 129V127H148L147 123L148 122L146 123ZM151 122L149 124H151ZM170 122H169L168 126L169 125H171V127H172V125H173V127L176 126L174 124V122H172V124ZM112 123H117V119L113 118L111 124ZM184 123H182V124H184ZM165 124L167 125L166 122H165ZM182 124H181V126H182ZM161 126H162V124H161ZM168 126H165V127H168ZM178 126H180V125H178ZM52 127H53V125H52ZM56 128H54L55 129L54 131H56ZM110 128H112V127L109 126V127L105 128L104 130L109 134V132L111 131ZM136 133H138V134L136 135ZM172 134H174V132ZM125 142H128V144H125ZM73 157H74V155H73ZM74 159H75V157L72 160L74 161ZM196 161H197V163H196ZM195 172H197V173H195ZM226 178H227V180H226ZM148 181H150V180H148ZM134 182H136V178L133 177L132 175H129L128 183L129 184H133ZM188 184L192 185V183H188ZM256 190L258 191V189H256ZM256 190H254V191H256ZM208 205H210L209 202H207V206ZM262 211L263 210L258 211V213L256 214V217H262L263 218L264 217V212H262ZM187 213L186 214L184 213L186 216L183 215L184 219L182 218V221L180 222V224H178L175 227V231L174 232L176 233V235L175 234L173 235V234L168 233V232L164 234L163 238H164V242L166 243L165 259H164L165 260L164 261L165 264H245L244 262H248V264H249L250 261H251L250 264H264V224H263V226L261 224L255 225V226H250V225L244 224L243 226H241V225L239 226L238 225V228H236V229H232L231 228V223L233 221H237V222L241 221V220L243 221L244 218H246L245 217L246 213L244 211L243 212H237V211L236 212H232L231 210H228V211L227 210H224V211L223 210H209V212L206 211L207 214H205L203 216V218L205 217L204 219H207V220L210 219V221L204 223L205 226L203 228V227L198 225L199 222H197L198 220H196L194 215H192V216L190 215L189 216V214H187ZM186 217L187 218L189 217V219H188L189 222L188 223H190V224L185 223L184 220H187ZM242 221H241V223H242ZM237 222H235V223H237ZM209 228H212V230H210ZM233 228H235V227H233ZM173 244H174V246H173ZM192 245L195 246L194 249L189 247V246H192ZM252 248H255L257 250V252L259 251L260 257L257 256L258 258H253V259L251 258L250 261H246V260H248V259H246V257H249V256L251 257L250 253H251ZM248 254H249V256H247ZM244 259H245V261H244Z\"/></svg>",
	"mask_w": 264,
	"mask_h": 264
}]
</instances>
